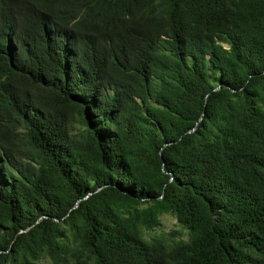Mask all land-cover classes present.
Listing matches in <instances>:
<instances>
[{
    "label": "trees",
    "instance_id": "trees-1",
    "mask_svg": "<svg viewBox=\"0 0 264 264\" xmlns=\"http://www.w3.org/2000/svg\"><path fill=\"white\" fill-rule=\"evenodd\" d=\"M0 264H264V0H0Z\"/></svg>",
    "mask_w": 264,
    "mask_h": 264
},
{
    "label": "rangeland",
    "instance_id": "rangeland-1",
    "mask_svg": "<svg viewBox=\"0 0 264 264\" xmlns=\"http://www.w3.org/2000/svg\"><path fill=\"white\" fill-rule=\"evenodd\" d=\"M161 224L163 225V232L164 233H170L172 231L177 230L175 221L170 216H167V215L166 216H162V218H161Z\"/></svg>",
    "mask_w": 264,
    "mask_h": 264
}]
</instances>
